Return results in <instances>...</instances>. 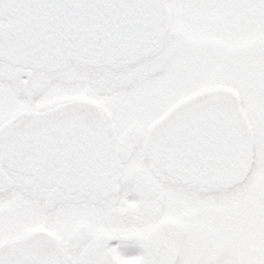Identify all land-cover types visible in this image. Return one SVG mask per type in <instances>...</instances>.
<instances>
[{
    "label": "snow or ice",
    "instance_id": "obj_1",
    "mask_svg": "<svg viewBox=\"0 0 264 264\" xmlns=\"http://www.w3.org/2000/svg\"><path fill=\"white\" fill-rule=\"evenodd\" d=\"M0 264H264V0H0Z\"/></svg>",
    "mask_w": 264,
    "mask_h": 264
}]
</instances>
